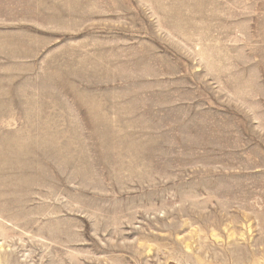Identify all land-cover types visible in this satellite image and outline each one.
<instances>
[{
    "label": "rangeland",
    "instance_id": "obj_1",
    "mask_svg": "<svg viewBox=\"0 0 264 264\" xmlns=\"http://www.w3.org/2000/svg\"><path fill=\"white\" fill-rule=\"evenodd\" d=\"M0 46V137L77 151L0 174V264H264V0H0ZM117 134L145 180L105 169Z\"/></svg>",
    "mask_w": 264,
    "mask_h": 264
},
{
    "label": "bare ground",
    "instance_id": "obj_2",
    "mask_svg": "<svg viewBox=\"0 0 264 264\" xmlns=\"http://www.w3.org/2000/svg\"><path fill=\"white\" fill-rule=\"evenodd\" d=\"M172 13V12H171ZM170 14V13H169ZM1 47V46H0ZM3 48V47H2ZM18 50V49H17ZM11 52V51H10ZM21 53V52H20ZM9 54H11V53H9ZM12 55V54H11ZM60 70V69H59ZM58 70V71H59ZM107 72V71H106ZM106 74V73H105ZM106 76V75H105ZM43 78V77H42ZM22 79V78H21ZM20 79V80H21ZM50 79V78H49ZM26 80V82H27V80L28 79H25ZM14 81V80H13ZM50 81V80H49ZM51 82H53L52 80H51ZM50 82V83H51ZM13 83V82H12ZM9 86V85H8ZM38 87V86H37ZM60 87V86H59ZM2 88V87H1ZM11 88V87H10ZM18 88V87H17ZM5 89V88H4ZM3 90V89H2ZM6 90H8V89H6ZM14 90V89H13ZM53 91V90H52ZM14 92V91H13ZM5 94L7 93V92H4ZM15 93V92H14ZM50 93H52V92H50ZM55 94V93H54ZM7 95H8V93H7ZM15 95H16V93H15ZM59 95V94H58ZM53 96V95H52ZM3 98H4V96H2ZM12 97V96H11ZM56 97V96H55ZM59 98V97H58ZM57 98V99H58ZM1 99V98H0ZM14 99H16V98H14ZM34 99V98H33ZM61 99V98H60ZM132 99V98H131ZM5 100V99H4ZM17 100V99H16ZM29 100V103H30V105H31V102H33V100L32 99H28ZM54 100V99H53ZM63 100V99H62ZM19 102H21V100H19ZM61 102V101H60ZM42 103V102H41ZM2 104V103H1ZM63 104V103H62ZM127 104V103H126ZM57 105H58V103H57ZM62 106V105H61ZM64 106V105H63ZM66 106V105H65ZM65 108V107H64ZM101 108H103L102 110H108V108L107 107H101ZM93 109V108H92ZM97 109V108H96ZM100 109V108H99ZM4 114V113H3ZM2 114V115H3ZM71 114V113H70ZM99 114V113H98ZM97 115V114H96ZM101 115V114H100ZM90 116V118H91V114L89 115ZM99 116V115H98ZM97 116V117H98ZM59 117V116H58ZM61 117V116H60ZM93 117V116H92ZM56 118V117H55ZM67 118V117H66ZM89 118V117H88ZM89 118V119H90ZM101 118V117H100ZM7 119V118H6ZM69 119V118H68ZM102 119L103 118H101V125L103 124L102 123ZM94 120V119H93ZM100 120V119H99ZM119 120L120 121H122V118L120 117L119 118ZM69 121V120H68ZM97 121V120H96ZM189 121V120H188ZM92 122V121H91ZM106 122V121H105ZM114 122V121H113ZM112 122V123H113ZM118 123V121H116V124ZM36 124H38V123H35V122H32V124H30V125H28L29 127L31 126V131L29 132V134H27L26 136H19V135H17V134H12L11 136H9V137H11L12 139H5L6 137H0V174H2V175H7V174H16L17 175V177L18 176H22V175H24L25 177V179L27 180V181H32V182H30L31 184H29V186L26 188L27 190H28V193H29V191L31 190H33V188L35 187L36 189H37V187H38V189H39V187L42 185H48L49 183H51L52 181H54V182H56V183H58L59 185L61 184L62 185V183H64L66 180H67V178H68V175H69V177H71L70 176V174H69V172L71 173V169H73L74 167H76V162L74 163V161H72L71 160V155L72 154H75V152L77 153V151L75 150V148L74 147H72L71 145H67L65 148H60V146L59 147H55L54 145V147L55 148H52V147H44L43 145H42V141H41V139H43V137L45 136V134L43 133V137L41 136L42 134H38V131L36 132V128H37V125ZM49 124V123H48ZM108 124V123H107ZM39 125V124H38ZM43 125V124H42ZM45 125V124H44ZM51 125V124H50ZM40 126V125H39ZM100 126V125H99ZM98 126V127H99ZM103 126V125H102ZM110 126V125H109ZM101 127V126H100ZM104 127H105V124H104ZM40 128V127H39ZM110 128V127H109ZM108 128V129H109ZM126 127H124L123 129H125ZM41 129H42V127H41ZM44 129V128H43ZM48 129V128H47ZM54 129V128H53ZM68 129H69V127H68ZM78 129H79V127H78ZM99 129V128H98ZM103 129H105V128H103ZM107 129V128H106ZM111 130V129H110ZM114 130V129H113ZM126 131H128L127 130V128L125 129ZM16 131V130H15ZM66 132V131H65ZM70 132H72V131H70ZM102 132H104V131H102ZM107 132V131H106ZM106 132H104V133H106ZM109 132H111V131H109ZM114 132H116V131H114ZM173 133H174V130L172 131ZM68 133V132H67ZM66 133V134H67ZM99 135L101 134V133H99V132H97ZM126 133V132H125ZM8 135H9V133H7ZM110 134V133H109ZM130 134V133H129ZM134 134H135V132H134ZM47 135V134H46ZM61 135V134H60ZM64 135V134H63ZM62 135V136H63ZM97 135V134H96ZM105 135H107V133L105 134ZM104 135V136H105ZM118 135V134H117ZM127 135V134H126ZM68 136H70V135H68ZM74 136V135H73ZM103 136V137H104ZM109 136H111V135H109ZM108 136V137H109ZM119 137H120V140H119V142L121 141V142H123L122 144H124V146L122 147L121 145H117V146H115V145H112V146H110V144H109V147H107V149L105 150V153H103V155H105V159H110V161H112L109 165H106L105 166V169H109V168H111V167H113L112 169L116 172V175H114V179H115V181L118 183V184H122V183H126L127 182V179L129 178V179H133L134 177L136 178H139V179H141V180H145L146 179V173H147V171L145 170V169H147L146 167H145V165L142 163V160H141V164H143L144 165V167H145V169H144V173L142 172L143 171V169H142V171H141V173L139 174V172L136 170V169H138V167L139 166H141L140 165V163H139V159H141V157L138 159V163H136L135 161H133V157L135 156L136 157V155L138 156V153H136L135 152V149H134V146H131V145H125V141H123V140H121V138H123L121 135H118ZM124 136H125V134H124ZM131 136H133V135H131ZM162 136V135H161ZM8 137V136H7ZM92 137V136H91ZM90 137V138H91ZM98 137V136H97ZM96 137V138H97ZM103 137H102V139H103ZM107 137V136H106ZM47 139H51V138H49V137H46ZM66 138V137H65ZM112 138H113V136H112ZM116 138V137H115ZM118 138V137H117ZM70 139V138H69ZM114 139V138H113ZM113 139H111V140H113ZM128 139V138H127ZM130 139H131V137H130ZM130 139H128V140H130ZM98 140V139H97ZM108 140H110V139H108ZM127 140V141H128ZM50 141V140H49ZM99 141V140H98ZM97 141V142H98ZM104 141H106L105 139H104ZM103 141V142H104ZM115 141H118V140H115ZM131 141V140H130ZM129 141V142H130ZM61 142V141H60ZM69 142V141H68ZM85 142V141H84ZM95 142V141H94ZM101 142H102V140H101ZM100 142V143H101ZM103 142H102V145L101 146H103L104 144H103ZM118 142V143H119ZM45 142H43V144H44ZM47 144L49 143V142H46ZM50 143H53V141L52 142H50ZM55 143V142H54ZM100 143H99V145H100ZM105 143V142H104ZM117 143V142H116ZM63 144V143H62ZM69 144V143H68ZM98 144V143H97ZM50 145H52V144H50ZM49 144H48V146H50ZM57 145V144H56ZM65 145V144H64ZM94 145V144H93ZM93 145H92V147H93ZM105 145H107V144H105ZM105 145L103 146V147H105ZM97 146V145H96ZM137 146V145H136ZM135 146V147H136ZM138 146H140V145H138ZM142 146V145H141ZM81 147V146H80ZM86 147V146H85ZM145 147V146H144ZM144 147H140L141 149H143ZM79 148V147H78ZM87 148V147H86ZM89 148V147H88ZM88 148H87V150H88ZM81 149H82V147H81ZM89 149H91V147L89 148ZM102 149V148H101ZM136 149H137V147H136ZM141 149H138L139 151L141 150ZM85 150V149H84ZM83 150V151H84ZM104 150V149H103ZM80 151H82V150H80ZM97 151V150H96ZM142 151H144V150H142ZM86 152V151H85ZM101 152H102V150H101ZM81 153V152H80ZM83 153V152H82ZM89 153V152H88ZM99 153V152H98ZM136 153V154H135ZM145 153V152H144ZM94 154V153H93ZM100 154V153H99ZM143 154V153H142ZM90 155V154H89ZM102 155V156H103ZM139 155H141V154H139ZM73 156V155H72ZM75 156V155H74ZM75 157H77V156H75ZM78 157H79V154H78ZM86 157V156H85ZM100 157V156H99ZM80 158V157H79ZM78 158V159H79ZM83 158V157H82ZM136 158H138V157H136ZM74 159V158H73ZM81 159V158H80ZM101 159V158H100ZM129 159V160H128ZM84 160V159H83ZM99 160V159H98ZM103 160H104V157H103ZM100 161V160H99ZM80 162V160H78L77 161V163H79ZM91 162V161H90ZM83 164H85L86 165V169H85V172H80V171H78V172H80L79 174L76 172V175L78 176V177H81V178H83L84 180H85V183L88 185V187H89V185H92L93 183V181H94V183L95 184H97V185H101L102 183H103V178H102V176H101V174L100 173H98V172H95L94 171V168L88 163V162H86V160H84L83 162H82ZM82 163H80V164H82ZM93 164V163H92ZM5 166H6V168H5ZM78 166V165H77ZM111 166V167H110ZM4 167V168H3ZM76 170H78V169H76ZM80 170V169H79ZM83 170H84V168H83ZM72 171H74V170H72ZM124 171H126V172H128L129 173V176L126 178V177H123L122 176V173L124 172ZM146 171V172H145ZM88 173V174H87ZM125 173V172H124ZM127 173V174H128ZM16 175H12L11 177H10V179L9 180H11L12 179V177H15ZM76 175H75V173L72 175V176H75L76 177ZM88 175V178L87 179H89V181L87 182V180H86V176ZM110 176H111V174H109ZM108 175V176H109ZM10 176V175H9ZM7 177V176H6ZM103 177H105V175L103 174ZM20 178V177H19ZM18 178V179H19ZM23 178V177H22ZM21 178V179H22ZM23 178V179H24ZM16 180H18L17 178H15ZM15 179H13V180H15ZM70 179V178H69ZM72 179H73V177H72ZM72 179H70V180H72ZM20 181V180H19ZM24 181V180H23ZM68 181V180H67ZM82 181V180H81ZM90 181H92V182H90ZM2 183V182H1ZM4 183H6V182H4ZM17 183V182H16ZM22 183V182H21ZM36 183H38L40 186H35L36 185ZM68 183V182H67ZM74 183V182H73ZM81 183V182H80ZM25 184V183H24ZM70 184V183H69ZM72 184V183H71ZM16 185V184H15ZM20 185V184H19ZM27 185V184H26ZM65 185V184H64ZM68 185V184H67ZM85 185V184H84ZM84 185H83V187H84ZM41 186V187H42ZM48 186H51V185H48ZM66 186V185H65ZM105 186V185H104ZM103 186V187H104ZM56 187V186H55ZM86 187V186H85ZM84 187V188H85ZM102 187V188H103ZM23 188V187H22ZM51 187H49V189H50ZM98 188V187H97ZM36 189H34V190H36ZM42 189H45L44 187L42 188ZM60 189V188H59ZM22 190V189H21ZM26 190V191H27ZM40 190V189H39ZM54 190H55V188H54ZM22 191H25V189L24 190H22ZM25 191V192H26ZM37 191V190H36ZM57 191H59V190H57ZM24 192V193H25ZM19 193V192H18ZM30 193H33V192H30ZM66 193V192H65ZM27 194V193H26ZM55 194V193H54ZM57 194V193H56ZM29 195V194H28ZM51 195V194H50ZM53 197V196H52ZM81 197V196H80ZM20 201V200H19ZM16 204V203H15ZM17 204H19L20 205V203H17ZM22 204H23V202H22ZM25 204V203H24ZM84 204V203H83ZM21 206V205H20ZM25 206V205H24ZM23 206V207H24ZM19 207V206H18ZM18 209H20V208H18ZM57 209H58V207H57Z\"/></svg>",
    "mask_w": 264,
    "mask_h": 264
}]
</instances>
